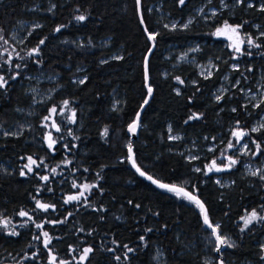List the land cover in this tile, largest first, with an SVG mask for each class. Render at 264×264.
I'll list each match as a JSON object with an SVG mask.
<instances>
[{
    "label": "trees",
    "instance_id": "1",
    "mask_svg": "<svg viewBox=\"0 0 264 264\" xmlns=\"http://www.w3.org/2000/svg\"><path fill=\"white\" fill-rule=\"evenodd\" d=\"M141 2L156 48L149 60L154 96L134 141L136 163L159 181L197 189L227 240L225 264H264V179L246 174L243 160L229 169L216 159L220 141L227 144L235 129L264 146V128L252 131L264 101L246 103L240 92L255 90L264 70V0ZM201 7L217 13L204 18ZM24 22V38L16 42L13 30ZM225 22L241 25L259 45L246 43L238 68L231 67L233 51L216 36ZM0 36V76L7 81L0 88V219L20 220L21 211L32 217L15 235L0 231V264H55L52 256L63 264H204L213 256L218 264L199 207L149 183L129 162L127 127L147 95L150 47L137 1L0 0ZM191 43L199 45L194 60L178 63V51ZM209 59L217 70L203 76L198 64ZM40 74L53 77L44 83L51 94L41 102L25 86L28 75ZM226 77L230 91L217 100ZM53 107L59 131L51 150L43 119ZM194 114L198 118L190 119ZM170 132L183 138L171 139ZM193 140L218 146L190 159L184 150ZM27 156L40 166L21 175ZM213 160L220 170L209 173ZM83 183L90 187L87 196L66 203V194ZM38 200L51 207H38ZM253 211L258 218L246 225ZM44 232L51 237L47 247ZM87 248L92 251L84 256Z\"/></svg>",
    "mask_w": 264,
    "mask_h": 264
},
{
    "label": "rangeland",
    "instance_id": "2",
    "mask_svg": "<svg viewBox=\"0 0 264 264\" xmlns=\"http://www.w3.org/2000/svg\"><path fill=\"white\" fill-rule=\"evenodd\" d=\"M199 14L202 15L204 18H211L213 17L216 13H217V9L215 7H210L208 9H205L204 7H201L198 10ZM29 23L24 22L22 23L20 26L16 27L13 30V39L16 42H20L21 40H23L24 35H23V31L26 29V26ZM231 26V27H227V26ZM236 26H240L239 28H237L236 32L232 31V28H235ZM221 29L222 30V34H217V30ZM216 36L218 38H221L224 42V44L233 51L234 54V59L235 61L231 64L232 68H238L240 63L237 61L240 57H241V53L243 51V49H245L246 43H248V40L251 39L253 41L254 46L257 45L256 41L254 38L251 37H247L243 34L242 30H241V25H237V24H231L228 22L223 23L221 26H219L216 29ZM247 40V41H246ZM242 41V43H240V51H236V49L233 47L234 43H238ZM252 44V45H253ZM199 49V45L197 43H191L188 47L182 49V50H176L178 51V56H177V61L178 63L181 62H185V61H189V60H194V57H190L192 54L196 53V51ZM175 50L171 51V55L172 53H174ZM217 62L214 59H209L206 63H199L198 64V69L199 72L203 75V76H211L216 70H217ZM28 80L25 83V86L27 88V91L29 93H31L35 99L37 101H44L45 99H47V97L51 94V92H49L48 90L45 89L44 83L48 80H52L53 77L44 75V74H40V75H28ZM229 79L228 77L224 78V83L222 85H220L216 91H215V97H221L223 94L227 93L230 91L228 84H229ZM238 83V80L235 82L234 86ZM256 89L255 90H250L248 88H244L241 89L240 92L242 94V98L244 100V102L249 103V102H253L254 106L258 105L259 103L264 101V70L261 71L260 73V77L259 80L256 82ZM64 110L60 111L59 113H63ZM57 112L55 113H51L48 117V119H43V125L46 128V134H45V143L48 146V134L50 133L53 140H55V144L53 145L52 148H50L51 150H53V148L56 145V136H55V132L57 131V128H59V125L55 119ZM55 125V126H53ZM257 129L260 130L262 128H264V112L262 113V115L260 116V118L258 120H256L253 125H252V129ZM239 133V132H243L246 133V135L243 136H236L233 135V133ZM170 138L171 139H182V135L180 134H176L173 132H170ZM206 141H208V138L205 137L204 138ZM220 143H223V147H221L220 152L217 155L216 159H222V160H226V165L229 169L235 167L240 160H243V166H244V170L246 172V174L248 175H253V173H256L255 176H264V146L256 141L255 139L249 138V134L246 131H241L239 129H235L232 132L231 135V139L230 141L228 140L227 144L222 141H220ZM229 144H232L233 147L229 148ZM257 144L260 145L259 148H257ZM218 143H216L215 141H210L207 142L204 145H200L197 141L193 140L190 143H188L185 146V150L184 152L187 154L188 158L190 159H198L200 157H203L204 154V150H208L211 152H214L215 149L217 148ZM235 153H238L240 156H235ZM27 156L26 158H24L23 164H22V172L24 175L31 173L34 168H37L40 166V162L41 161H37L36 159H34L33 157L32 160L35 161V163H31L28 160ZM234 160L235 163L231 164L230 161ZM214 161V160H213ZM25 165H29L32 169V171H29L28 168L25 167ZM212 165V162L207 163V170L209 173L215 171L218 172L216 170V168H212L211 171H209V167ZM217 167V166H216ZM48 169V167H47ZM218 181H222L221 177H217ZM226 184L230 183V181H226ZM87 186V187H85ZM75 192L70 193V194H66L65 196V202L66 203H71V202H75V201H80L81 199H83L85 196H87L88 192H89V185L87 183H83V184H75ZM81 193H83V195H80ZM70 196H78L79 199L77 200H69L68 198ZM39 203L41 204H45L43 203L41 200H38ZM51 207V206H50ZM21 212H25L27 213V215L25 216H21L20 213V220H15L12 217H2L0 219V231L7 233V234H13V233H18L20 227L22 225H25L27 223H29V221L31 220V215L26 212V211H21ZM251 216L248 215L244 218V221L246 219H249ZM258 217L256 216L255 219H251L250 222H252L253 220H256ZM5 222H7L5 224ZM249 222V223H250ZM48 241L47 245L49 243H51V237L48 235L47 237L44 236V242ZM54 256H52L50 258V262H53L55 264H62V262H56L55 259H53ZM217 260V258L213 257V256H209L204 264H212L213 261ZM64 263V262H63ZM4 264H16V263H4Z\"/></svg>",
    "mask_w": 264,
    "mask_h": 264
},
{
    "label": "snow or ice",
    "instance_id": "3",
    "mask_svg": "<svg viewBox=\"0 0 264 264\" xmlns=\"http://www.w3.org/2000/svg\"><path fill=\"white\" fill-rule=\"evenodd\" d=\"M137 3H139V0H137ZM180 3L183 4V3H184V0H180ZM262 10H264V9H262ZM76 19H77V20H80V21H83V20L85 19V16L80 15V16H77ZM226 26H227V25H226ZM185 27H187V25H185ZM227 27H231V26H227ZM239 27H240V26H236L235 28H232V31H233V32H236V31H237V28H239ZM56 31L59 32V31H60V28L58 27V28L56 29ZM217 34H222V30H221V29H218V30H217ZM0 39H3V37L0 36ZM149 39H153V40H154V39H155V36L152 35V34H149ZM5 43H7V41H5ZM43 43H44V41L41 40V41H40V44H43ZM240 43H242V41L233 44V47H234V48L236 49V51H238V52L241 50V49H240ZM248 44H249V45H252V44H253V41H252L251 39H249V40H248ZM256 46L259 47V45H256ZM33 52H38V49H33ZM16 67H19V65H17ZM13 78H14V77H13ZM177 79H179V78H177ZM79 82H80V83H83L84 81L81 80V81H79ZM181 83H182V81H181ZM6 84H7V81L5 80V78H4L3 76H0V88L5 87ZM151 91H152V89L149 88V89H148L149 95L151 94ZM219 99H221V97L218 96V97H217V100H219ZM145 103H147V101H145ZM63 104H64V106L66 107V106L69 104V101L65 100V101L63 102ZM233 111H235V109H233ZM50 112H51V113H55V112H56V108L53 107V108L50 110ZM74 116H75V113L73 112V117H74ZM195 118H198L195 114H194L192 117H190V119H195ZM45 119H48V117H45ZM53 126H55V125H53ZM135 128H136V125H135V124L129 125V131H130V132H134V131H135ZM57 131H59V128H57ZM252 131L255 132V131H257V129L254 128V129H252ZM106 134H107V129H105V135H106ZM233 135H236V136H243V135H246V133H243V132L236 133V132H234ZM47 138H48V141H49V143H48V147H49V148H52L53 145L55 144V140H53V138H52V136H51L50 133L48 134V137H47ZM231 147H233V145H232V144H229V148H231ZM259 147H260V145L257 144V148H259ZM129 153H130L129 159H132V157H131V147H130V146H129ZM28 160H29L31 163H33V164L35 163V161H33L31 157H28ZM230 163H231V164H234L235 161L232 160V161H230ZM132 165H133V167L136 168V171H137L141 176L146 177V178H147L148 180H150L153 184H157L158 187H161V188L167 189V190L170 191V192H175L178 196L183 195L184 197H186V198H188L189 200L193 201V202H194V203H195V204L201 209V212H202L203 217H204V223H205L208 227L212 228L214 234L217 233V228H218L219 226L217 225V226L213 227V225L209 222L208 215H207V211H206V209L204 208L203 203H202L201 201H199L195 196H193L191 193L185 191L183 188L177 187V186H175V185L163 184V183L159 182L158 180L153 179L152 176L147 175L144 171H142V170L136 165L134 159L132 160ZM25 167L28 168L29 171H32V169H31V167H30L29 165H25ZM212 168H216L217 171L220 170L218 167H216V162H215V161L212 162V165L209 167V171H211ZM53 171H55V169H53ZM196 171H200V169H196ZM255 174H256V173H253V175H255ZM21 175H23V172L21 173ZM261 178L264 179V176H262ZM41 179L47 181L48 177H41ZM85 187H87V186H85ZM80 195H83V193H81ZM68 199H69V200H77V199H79V197H78V196H70ZM37 206L40 207V208H42V209H44V210H47V209L50 207V205H47V204H41V203H39V202H37ZM20 215H21V216H25V215H27V213H25V212H20ZM256 216H257V213H256L255 211H253V212L251 213L250 218L245 220V224L247 225V224L251 221V219H255ZM6 223H7V222H5V224H6ZM37 227L39 228V227H41V225H37ZM13 234L15 235V233H13ZM43 235H44L45 237H47V236H48V233H47V232H44ZM36 239H39V237H36ZM141 239H143V237H142ZM216 240H217V242H218L219 244H221V245L227 243L226 238L220 236L219 234H216ZM47 243H48V241H45V247H47ZM229 246H231V245H229ZM125 247H127V246H125ZM217 250H219V249H217ZM91 251H92L91 248H87V249H85V250H84V256H87V254H88L89 252H91ZM128 251H132V249H128ZM84 256H82L81 259H83ZM53 259H55V258H53ZM117 259H119V257H117ZM62 264H63V262H62Z\"/></svg>",
    "mask_w": 264,
    "mask_h": 264
},
{
    "label": "water",
    "instance_id": "4",
    "mask_svg": "<svg viewBox=\"0 0 264 264\" xmlns=\"http://www.w3.org/2000/svg\"><path fill=\"white\" fill-rule=\"evenodd\" d=\"M137 1V0H136ZM137 10H138V15H139V18H140V21H141V24L143 26V29L145 31V34L147 35L148 39H149V34H152L154 35L153 33H150L149 30L147 29L146 27V24H145V21H144V18H143V11H142V2L141 0H139V3H137ZM149 42H150V47L149 49L147 50L146 54H145V57H144V78H145V87H146V90H147V95L144 99V102L142 103V105L140 106L139 110L137 111V114H136V117L134 119V121H132L129 125H132V124H135L136 125V128H135V131L134 132H130L129 131V125L127 127V134L128 136L130 137V144L129 146L131 147V157L132 159H129V162H130V165L132 166V168L136 171V168L133 167L132 165V160L134 159L135 160V153H134V141L138 139V136H139V133H140V129H141V119H142V115L145 111V109L147 108V106L149 105V103L152 101V98L154 96V88L151 86L150 84V77H149V60H150V57L153 53V51L155 50L156 48V41L155 39H149ZM151 88L152 91H151V94L149 95V92H148V89ZM145 101H147V103H145ZM130 156V153H129V147H128V157ZM135 163H136V160H135ZM136 165L138 166V164L136 163ZM139 167V166H138ZM140 168V167H139ZM141 169V168H140ZM142 170V169H141ZM143 171V170H142ZM137 172V171H136ZM138 173V172H137ZM146 173V172H145ZM139 174V173H138ZM147 175H150L148 173H146ZM140 175V174H139ZM141 176V175H140ZM151 176V175H150ZM142 178H144L145 180H147L149 183L153 184L150 180H148L146 177L144 176H141ZM153 177V176H152ZM153 179L157 180L156 178L153 177ZM159 181V180H158ZM163 184H168V185H175V184H170V183H166V182H162V181H159ZM155 186H157V184H153ZM177 187H180V188H183L185 191L191 193L193 196H195L199 201H201L204 205V208L206 209L207 211V215H208V209H207V206L206 204L202 201V199L200 198V196L198 195L197 193V189H195L194 191H191V190H188L187 188L185 187H182V186H178V185H175ZM158 187V186H157ZM161 188V187H159ZM164 189V188H162ZM164 190H167V189H164ZM200 209V208H199ZM200 212H201V209H200ZM201 218H202V221L204 223V217H203V214L201 212ZM208 219H209V222L213 225V227L217 226L215 223H213L209 216H208ZM205 227L212 233L213 235V238L214 240L216 241V254L218 256V264H225L224 262V257L222 255V253L224 252V250L227 248V245L226 243L221 245L217 242L216 240V234H220L218 228H217V233L214 234L213 233V230L212 228L208 227L205 223H204ZM219 249V250H217Z\"/></svg>",
    "mask_w": 264,
    "mask_h": 264
},
{
    "label": "bare ground",
    "instance_id": "5",
    "mask_svg": "<svg viewBox=\"0 0 264 264\" xmlns=\"http://www.w3.org/2000/svg\"><path fill=\"white\" fill-rule=\"evenodd\" d=\"M222 255H223V253H222Z\"/></svg>",
    "mask_w": 264,
    "mask_h": 264
}]
</instances>
